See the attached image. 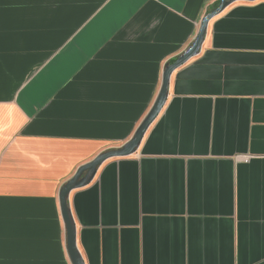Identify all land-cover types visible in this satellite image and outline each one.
<instances>
[{
    "label": "crops",
    "instance_id": "crops-1",
    "mask_svg": "<svg viewBox=\"0 0 264 264\" xmlns=\"http://www.w3.org/2000/svg\"><path fill=\"white\" fill-rule=\"evenodd\" d=\"M218 1L0 0V264H72L60 189L133 138ZM69 205L85 264H264V0L209 23Z\"/></svg>",
    "mask_w": 264,
    "mask_h": 264
},
{
    "label": "water",
    "instance_id": "water-1",
    "mask_svg": "<svg viewBox=\"0 0 264 264\" xmlns=\"http://www.w3.org/2000/svg\"><path fill=\"white\" fill-rule=\"evenodd\" d=\"M255 2L257 0H219L218 5L211 9L202 19L199 32L191 46L182 53L173 63L168 64L163 74V80L158 97L149 114L136 130L133 138L122 147L108 150L98 155L91 162L81 166L76 174L64 184L59 192V204L63 222L67 234L68 254L72 264H85L77 245V227L69 205L70 194L80 188L89 185L95 178L99 168L108 160L126 158L135 154L140 147L147 131L164 109L168 97L171 77L173 73L197 56L203 46L208 31L209 23L229 6L236 2Z\"/></svg>",
    "mask_w": 264,
    "mask_h": 264
},
{
    "label": "trees",
    "instance_id": "trees-1",
    "mask_svg": "<svg viewBox=\"0 0 264 264\" xmlns=\"http://www.w3.org/2000/svg\"><path fill=\"white\" fill-rule=\"evenodd\" d=\"M218 5V2L214 5L216 7ZM175 60L171 61L169 64L173 63Z\"/></svg>",
    "mask_w": 264,
    "mask_h": 264
}]
</instances>
